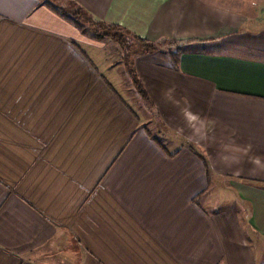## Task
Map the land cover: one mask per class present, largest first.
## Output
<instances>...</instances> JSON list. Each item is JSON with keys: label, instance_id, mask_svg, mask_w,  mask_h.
<instances>
[{"label": "crops", "instance_id": "crops-1", "mask_svg": "<svg viewBox=\"0 0 264 264\" xmlns=\"http://www.w3.org/2000/svg\"><path fill=\"white\" fill-rule=\"evenodd\" d=\"M65 1L155 44L157 127L97 39L0 0V264H264V0Z\"/></svg>", "mask_w": 264, "mask_h": 264}, {"label": "rangeland", "instance_id": "rangeland-1", "mask_svg": "<svg viewBox=\"0 0 264 264\" xmlns=\"http://www.w3.org/2000/svg\"><path fill=\"white\" fill-rule=\"evenodd\" d=\"M54 3H58V2H61L62 4H71V2L68 3V1H65L63 0V2L60 0H53ZM61 3H58V5L61 6ZM63 7V6H62ZM73 10L77 9L78 6H73ZM66 7H64L65 9ZM98 29V28H97ZM99 29H102L104 31H106L107 27L104 26H99ZM107 31H110V30H107ZM91 36H93L95 39L98 40V42L96 41V44H97V48H98V53L97 56H94L95 58H97L98 60L100 59L101 61L104 62L103 66H104V71L106 72V74L110 75L109 71H113V68L114 70L116 71H121V69H125V66L126 68H128V72L127 73V80L125 79V81L128 82V87L131 88L130 90V93H128L125 89V85L124 84H117L119 90L125 95V97L133 104L135 105V107L138 109V112L141 116V120L145 122L146 125H148L149 127H151L150 129L154 131V128L157 127V122L156 119L153 120L152 118L146 116V111H145V107L142 108L143 106H141V102L139 103H136L134 101V99L132 98V96H135L136 93L138 94V96L140 95V91L138 92L137 91V88H136V83H135V78L133 79L132 76L130 75V70L133 71V75L137 76V71L135 69V62H134V58H135V55H133L132 53L133 52H136V51H141L142 52V49L144 47H149V46H139L138 43L136 42H133L132 41V38H127L128 40L126 41L127 43L122 45V44H119L117 43L116 40H113V39H99V38H96L94 36L93 33L89 34ZM96 59V60H97ZM118 61V63H116L115 61ZM121 63V64H120ZM119 67V68H118ZM138 77V76H137ZM136 77V78H137ZM140 80V79H139ZM141 83V81H140ZM135 90L137 92H135ZM143 105V104H142ZM140 106V107H139ZM142 108V109H140ZM155 132V131H154ZM157 134V133H156ZM223 193V192H222Z\"/></svg>", "mask_w": 264, "mask_h": 264}, {"label": "trees", "instance_id": "trees-1", "mask_svg": "<svg viewBox=\"0 0 264 264\" xmlns=\"http://www.w3.org/2000/svg\"><path fill=\"white\" fill-rule=\"evenodd\" d=\"M42 2L43 4L51 8L55 13L60 15L62 18H64L68 22H71L76 27H78L85 34L93 33L96 38L102 40L113 39L116 40L117 43L122 45L127 43L126 42L128 40L127 38H132V41L138 43V45L145 43L147 46H149L150 48L147 51H150L155 47V44L148 43L146 39L136 36L129 30L121 27L120 25L106 24L105 22L94 20L93 17H91V15L88 14V12L80 6L76 10L75 9L73 10L74 7L72 5L69 9L68 8L64 9V7L54 3L53 0H42ZM99 26L102 27L106 26L107 27L106 31L99 29ZM129 72L132 78L133 79L135 78L136 88L138 89V92L140 91V94L144 95L145 92L144 89L142 88L139 78L132 74L133 73L132 70H130Z\"/></svg>", "mask_w": 264, "mask_h": 264}]
</instances>
